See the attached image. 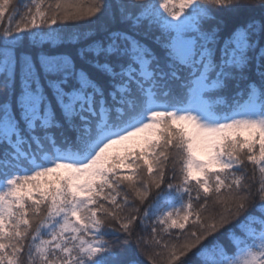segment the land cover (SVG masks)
I'll return each instance as SVG.
<instances>
[{"label":"snow or ice","instance_id":"obj_1","mask_svg":"<svg viewBox=\"0 0 264 264\" xmlns=\"http://www.w3.org/2000/svg\"><path fill=\"white\" fill-rule=\"evenodd\" d=\"M145 262L264 264V0H0V264Z\"/></svg>","mask_w":264,"mask_h":264},{"label":"trees","instance_id":"obj_2","mask_svg":"<svg viewBox=\"0 0 264 264\" xmlns=\"http://www.w3.org/2000/svg\"><path fill=\"white\" fill-rule=\"evenodd\" d=\"M3 23H4L5 25H7V23H8L7 18H5V20L3 21ZM142 259H143V258H142ZM145 264H146V262H145Z\"/></svg>","mask_w":264,"mask_h":264}]
</instances>
